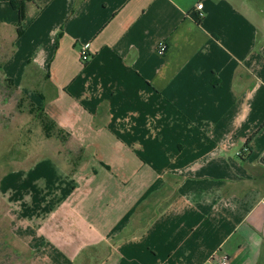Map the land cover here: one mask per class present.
Listing matches in <instances>:
<instances>
[{"label":"crops","instance_id":"0c3cea01","mask_svg":"<svg viewBox=\"0 0 264 264\" xmlns=\"http://www.w3.org/2000/svg\"><path fill=\"white\" fill-rule=\"evenodd\" d=\"M24 1L3 79L90 161L27 174L31 263L264 264V0Z\"/></svg>","mask_w":264,"mask_h":264},{"label":"rangeland","instance_id":"374dc122","mask_svg":"<svg viewBox=\"0 0 264 264\" xmlns=\"http://www.w3.org/2000/svg\"><path fill=\"white\" fill-rule=\"evenodd\" d=\"M32 107L34 102L20 88L3 79L0 67V264H32L27 252L31 241L24 239L30 232H46L44 216L39 210L32 214L31 198L25 192L32 190L30 180L41 185L43 172L51 163L73 179L90 164L79 161L77 156L84 152L70 135L58 136V129H53V137L47 138L45 121ZM34 167L39 170L35 172ZM37 187L31 192L39 195Z\"/></svg>","mask_w":264,"mask_h":264},{"label":"trees","instance_id":"16d2710c","mask_svg":"<svg viewBox=\"0 0 264 264\" xmlns=\"http://www.w3.org/2000/svg\"><path fill=\"white\" fill-rule=\"evenodd\" d=\"M10 3L12 5V7L19 12V16H20L19 26H21L22 23L25 20L26 2L24 0H10ZM194 19L196 20V22L198 24H201L202 23V20L199 19L198 14H194ZM8 83L12 85V82L11 81H8ZM32 110H36V111H39L40 112V116L43 118V121H45L44 122L45 123L44 127H45L46 136H47V138H52L53 136L51 134V131L53 129L54 130L57 129V127L55 126V124L52 121H50V119H48L44 115L43 110L41 108H37L35 106V107H32ZM59 135H62V132L58 131V136Z\"/></svg>","mask_w":264,"mask_h":264},{"label":"built area","instance_id":"2783aa9c","mask_svg":"<svg viewBox=\"0 0 264 264\" xmlns=\"http://www.w3.org/2000/svg\"><path fill=\"white\" fill-rule=\"evenodd\" d=\"M196 9L198 11V17L200 19L204 18V16H205L204 5L202 3H199L196 6ZM167 51H168V46H167L166 42H164V41L160 42L158 44V47H157L158 54L161 56H164L167 53ZM81 60L84 64H86L90 60V56L87 52V49H85V48H83L81 51ZM262 204L264 205V200L262 201ZM221 264H230L229 258L227 256L223 257V259L221 260Z\"/></svg>","mask_w":264,"mask_h":264},{"label":"water","instance_id":"95a60500","mask_svg":"<svg viewBox=\"0 0 264 264\" xmlns=\"http://www.w3.org/2000/svg\"><path fill=\"white\" fill-rule=\"evenodd\" d=\"M263 164H264V159H263Z\"/></svg>","mask_w":264,"mask_h":264}]
</instances>
